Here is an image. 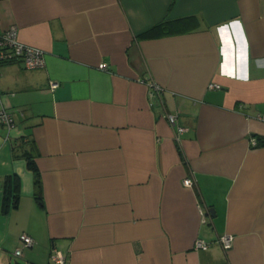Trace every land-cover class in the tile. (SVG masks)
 I'll return each instance as SVG.
<instances>
[{"label": "crops", "instance_id": "crops-1", "mask_svg": "<svg viewBox=\"0 0 264 264\" xmlns=\"http://www.w3.org/2000/svg\"><path fill=\"white\" fill-rule=\"evenodd\" d=\"M11 26L44 65H0V264H264V0H0Z\"/></svg>", "mask_w": 264, "mask_h": 264}, {"label": "built area", "instance_id": "built-area-1", "mask_svg": "<svg viewBox=\"0 0 264 264\" xmlns=\"http://www.w3.org/2000/svg\"><path fill=\"white\" fill-rule=\"evenodd\" d=\"M20 62L23 68L32 70L41 68L44 65V53L39 48L26 45L18 38V29L16 26H11L7 30L0 33V65ZM98 68L105 70L103 64H99ZM56 83L51 82V87H55ZM211 88L218 87L211 85ZM150 98L162 103L161 88L159 86H150ZM166 120L170 127L175 129V136L185 131V128L177 123V117L171 113H166ZM0 124L5 126L7 130L14 127V120L12 115L5 109H0ZM186 187H192L193 181L186 178L183 181ZM202 221H205V211L201 210ZM208 215V214H207ZM209 216V215H208ZM23 247H31L34 243L33 239L27 234H21L19 237ZM233 237L227 234L218 235L213 241H206L198 238L194 241L193 247L195 250H206L213 244L219 245L224 251L231 249ZM20 249L15 250L14 255L20 256ZM50 264H67L66 256L59 250H54L50 256Z\"/></svg>", "mask_w": 264, "mask_h": 264}, {"label": "trees", "instance_id": "trees-1", "mask_svg": "<svg viewBox=\"0 0 264 264\" xmlns=\"http://www.w3.org/2000/svg\"><path fill=\"white\" fill-rule=\"evenodd\" d=\"M27 167L33 173L34 177V190L36 196L40 195L41 184L37 168L31 157H26ZM19 199V183L14 175L8 176L2 185V210L5 212L11 208H14Z\"/></svg>", "mask_w": 264, "mask_h": 264}]
</instances>
